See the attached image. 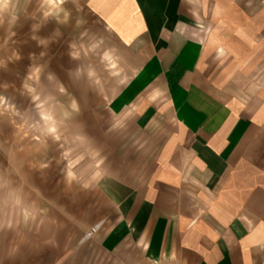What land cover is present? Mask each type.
Instances as JSON below:
<instances>
[{"label": "crops", "instance_id": "1", "mask_svg": "<svg viewBox=\"0 0 264 264\" xmlns=\"http://www.w3.org/2000/svg\"><path fill=\"white\" fill-rule=\"evenodd\" d=\"M84 6L125 50L105 109L137 136L105 191L103 259L60 264H264V0Z\"/></svg>", "mask_w": 264, "mask_h": 264}, {"label": "rangeland", "instance_id": "2", "mask_svg": "<svg viewBox=\"0 0 264 264\" xmlns=\"http://www.w3.org/2000/svg\"><path fill=\"white\" fill-rule=\"evenodd\" d=\"M84 1L0 0V264L103 259L105 191L127 177L137 135L105 109L125 50Z\"/></svg>", "mask_w": 264, "mask_h": 264}]
</instances>
